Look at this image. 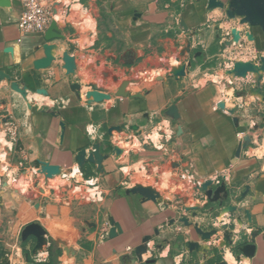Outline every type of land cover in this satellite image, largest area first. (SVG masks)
<instances>
[{"label":"crops","instance_id":"0c3cea01","mask_svg":"<svg viewBox=\"0 0 264 264\" xmlns=\"http://www.w3.org/2000/svg\"><path fill=\"white\" fill-rule=\"evenodd\" d=\"M7 1L0 4V71L9 77L0 76V249L7 264H226L227 234L255 245L252 255L229 247L237 264H264V70L262 94L257 74L227 72L234 61L260 64L264 57V6H253L249 25L209 9L207 0H49L57 36L47 41L44 33H22L21 2ZM232 27L240 40L227 45ZM46 44L51 62L35 68ZM182 65L184 74L173 76ZM123 84L126 94L116 96ZM90 89L110 98L90 101ZM95 143L106 155L102 170L89 163L79 169L77 151ZM40 161L60 168L56 187L34 172ZM74 167L80 179L66 175ZM206 181L234 190L228 203L237 210L209 203ZM136 186L158 197L126 192ZM74 205L88 216L78 219ZM182 216L216 234L202 241ZM33 221L44 234L23 245V226ZM146 236L139 262L134 247ZM189 240L199 251L188 252ZM38 245L42 255L36 250L31 260L25 250Z\"/></svg>","mask_w":264,"mask_h":264},{"label":"water","instance_id":"95a60500","mask_svg":"<svg viewBox=\"0 0 264 264\" xmlns=\"http://www.w3.org/2000/svg\"><path fill=\"white\" fill-rule=\"evenodd\" d=\"M7 0H0V4H5L7 3ZM254 5H260L264 6V0H230L229 1V6L225 7V4L219 0H207V7L209 9L218 7L220 9H224L225 15L228 19L234 18L236 16H241L240 23H248L249 25H254V16H253V6ZM230 35L231 39L230 41H227V45H230L232 42L235 44L239 43L240 40V30L236 29L235 27H232L230 29ZM57 36V34L54 32V22H51L49 27L44 33L45 39L51 40ZM247 39H252L253 36L248 32L246 33ZM45 49V57L41 59H37L34 61V67L35 68H43L47 67L52 59V56L50 54V45H44ZM10 50V49H9ZM72 57L68 54H66L63 58L64 61V67L65 69L70 72L71 71V62ZM260 64L253 63L252 61H234L231 65V67L228 69V74H232L236 77H246L247 74L249 73H254L258 75V78L256 79V92L261 93V88L258 85V82L261 79L260 72L264 70V65L262 64L264 62V57L260 56ZM171 74L173 76H181L184 74V66L182 65L181 67L177 69H173L171 71ZM0 76L9 78L7 74L4 72L0 71ZM74 88L78 91L80 90V85L79 84H74ZM125 84H123L116 92V96H124L126 93L124 92ZM10 87L13 91L19 93L22 97L26 98L27 90L25 87H22L19 85L18 82L12 81L10 83ZM38 93H45L46 91L44 89H38ZM85 96L88 99L93 100L94 102H101L103 100L109 99L110 95L108 93L96 90V89H90L87 90L85 93ZM61 128L64 127V124L61 122L60 123ZM109 132L111 129L108 130ZM115 151L118 153L119 150L115 149ZM106 155L102 154L100 152V145L99 143H95L93 145L92 149L86 150L85 148H82L77 151L75 155V160L77 162V165L79 169L83 168L86 164H93L96 166V168L101 171L102 166L101 162L105 158ZM38 173L44 175V178H50L54 175H59L60 174V168L57 165H51L47 161H40V167L37 170ZM201 189L204 191V195L206 196L207 200L209 203L213 204L215 207L221 208V212H227V213H232L233 211L237 210L235 205H232L231 203H228L230 198L235 194V191L232 190L231 188H228L224 182H219V183H213L212 181H206L201 185ZM247 191V186H245V191L239 193L238 198L239 200L244 197ZM127 193H137L144 197L145 199H151L155 200L156 198V192L152 190L149 187H141V186H136V187H131L126 190ZM238 200V201H239ZM239 212L242 211V209H238ZM244 214L248 216V212L244 211ZM180 222H182L184 225L187 226H192L194 231L200 236L202 241H209L212 235L216 234V230H209V231H204L201 229L197 224L191 223L186 217L182 216L179 219ZM43 229L38 226V224H35L33 222L25 225L24 229L22 230L21 237L22 240L26 241L27 239L31 237H41L43 235ZM112 235V230L108 232V236ZM230 235H224L225 241L223 242L225 245L228 247L230 246H235L238 248L241 252H243V248L252 255L255 250V245L253 243V240L249 242V239L243 238L241 235L238 237L234 242L232 239L229 237ZM150 240L149 236H146L142 239V242L134 247V255L136 259L141 262L142 261V254L145 253L149 247H148V242ZM227 240V241H226ZM249 242V243H248ZM221 246H223L221 244ZM186 247L188 252L192 251H199V243L196 241H187L186 242ZM39 247L34 248L36 251L39 249ZM50 248V247H49ZM55 257L57 256L54 254ZM56 261V260H53ZM152 261V260H147V262ZM26 264H35L32 261L27 262ZM216 264H225L224 260H221L217 262Z\"/></svg>","mask_w":264,"mask_h":264},{"label":"built area","instance_id":"2783aa9c","mask_svg":"<svg viewBox=\"0 0 264 264\" xmlns=\"http://www.w3.org/2000/svg\"><path fill=\"white\" fill-rule=\"evenodd\" d=\"M20 2L22 9L17 21L20 31L45 33L53 17L52 2L49 0H20Z\"/></svg>","mask_w":264,"mask_h":264},{"label":"bare ground","instance_id":"6f19581e","mask_svg":"<svg viewBox=\"0 0 264 264\" xmlns=\"http://www.w3.org/2000/svg\"><path fill=\"white\" fill-rule=\"evenodd\" d=\"M74 6V5H73ZM57 14V13H56ZM59 16V15H58ZM57 17V16H56ZM58 18V17H57ZM83 19V18H82ZM81 22H84V21H81ZM86 22V21H85ZM88 23V22H87ZM78 24V23H77ZM85 24V23H84ZM83 26H85V25H83ZM82 26V27H83ZM83 39H84V37H83ZM83 42V41H82ZM83 89H85V88H83ZM232 90V89H231ZM229 91V90H228ZM231 96V95H230ZM34 97H36V96H34ZM40 97V96H39ZM38 97V99L37 98H35V99H37L38 100V102L41 100L40 98ZM226 99V98H225ZM43 100V99H42ZM90 100V99H89ZM227 100V99H226ZM91 101V100H90ZM48 102V101H47ZM108 102V101H107ZM227 104V103H226ZM157 135V134H156ZM156 135H154V136H156ZM2 136H3V134H2ZM152 136V135H151ZM0 137H1V134H0ZM3 141V139H0V141ZM156 141V140H155ZM153 142H154V140H153ZM155 143V142H154ZM3 145H4V143H3ZM260 148V147H259ZM262 149V148H261ZM261 149H259V150H261ZM251 151V150H250ZM250 151H249V153H250ZM259 152V151H258ZM263 153V152H262ZM262 153H260V154H262ZM5 155V154H4ZM2 157H3V155H2ZM2 157H0V158H2ZM8 166V165H7ZM1 167V166H0ZM2 169V168H1ZM37 170L38 169H35V171L34 172H36L37 174H40V173H38L37 172ZM5 171V170H4ZM61 174V173H60ZM2 175H3V173H2ZM7 175V174H6ZM9 175V174H8ZM42 175V174H41ZM66 175L68 176V177H70V176H72V177H77V178H79L80 179V176H79V174L77 173V168H75L74 167V169L73 170H69V171H67L66 172ZM58 176L59 175H54V176H52V177H50V178H44L43 180L46 182V184L48 185V187L49 186H51V187H56V184H58L59 182L61 183V181L62 180H60L59 178H58ZM43 177H44V175H43ZM10 180V179H9ZM23 180H25L24 178H23ZM29 180V179H28ZM27 180V181H28ZM0 181H1V170H0ZM26 181V182H27ZM10 182V181H9ZM24 182V181H23ZM12 183V182H11ZM20 183V182H19ZM18 183V184H19ZM44 183V182H43ZM14 185V184H13ZM21 185V184H20ZM138 185V184H137ZM16 186V185H15ZM20 187V186H19ZM45 187V186H44ZM46 188V187H45ZM157 196V195H156ZM158 197V196H157ZM50 209V208H49ZM218 221V220H217ZM53 233H55V232H53ZM56 235V234H55ZM59 236V235H58ZM60 237V236H59ZM58 238V237H57ZM60 240V239H59ZM61 241H63V240H61ZM65 242V241H64ZM63 242V243H64ZM59 244H62V243H59ZM222 245H223V247H224V251H223V254H224V259H226V262L227 263H229V264H237L235 261H236V259H235V257L231 254V252H230V250H229V247L227 246V245H225L224 243H222ZM38 246H40V245H38ZM42 248V247H41ZM65 248H67V247H65ZM37 250H39V253H40V256L42 255V252L40 251V249H37ZM19 252V251H18ZM21 255V254H20ZM19 256V255H18ZM146 257V256H145ZM248 260V259H247ZM245 261V260H244ZM14 262V261H13ZM226 263V264H227Z\"/></svg>","mask_w":264,"mask_h":264},{"label":"rangeland","instance_id":"374dc122","mask_svg":"<svg viewBox=\"0 0 264 264\" xmlns=\"http://www.w3.org/2000/svg\"><path fill=\"white\" fill-rule=\"evenodd\" d=\"M57 185V184H56ZM92 195H94V196H97L92 190H90V193H89V196H92ZM74 214H75V216L78 218V219H80V220H82V218L83 217H85V216H88V214H89V210L88 209H85V208H80V207H78L77 205H74ZM2 218H3V224L4 223H6L7 221L6 220H8L9 221V217H7V216H2ZM33 223H35V224H38L39 222H37V221H33ZM27 225V224H26ZM39 225V224H38ZM24 227L25 226H23V229H24ZM56 227V226H55ZM55 231V230H54ZM56 233V232H55ZM26 243H28V241L26 240V241H23V245H25ZM25 252H26V254L28 255V257L31 259V260H34V259H36L38 256H37V254H35V250H34V248H32V247H30V248H27L26 250H25ZM4 253H5V251L3 250V249H0V264H7V257H6V255H4Z\"/></svg>","mask_w":264,"mask_h":264}]
</instances>
